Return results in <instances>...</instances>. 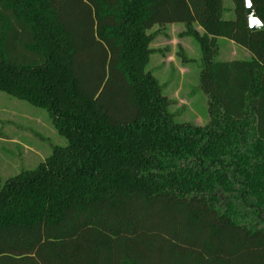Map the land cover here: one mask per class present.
<instances>
[{
  "label": "trees",
  "instance_id": "1",
  "mask_svg": "<svg viewBox=\"0 0 264 264\" xmlns=\"http://www.w3.org/2000/svg\"><path fill=\"white\" fill-rule=\"evenodd\" d=\"M233 2L0 0V91L67 139L0 185V264H264V28ZM173 23L202 49L204 126L146 69ZM219 38L251 57L215 60Z\"/></svg>",
  "mask_w": 264,
  "mask_h": 264
},
{
  "label": "rangeland",
  "instance_id": "2",
  "mask_svg": "<svg viewBox=\"0 0 264 264\" xmlns=\"http://www.w3.org/2000/svg\"><path fill=\"white\" fill-rule=\"evenodd\" d=\"M224 1V17L234 18L233 0ZM183 23L155 25L147 71L168 97L175 122L207 125L209 97L201 87L202 49ZM251 57L250 51L219 38L215 60ZM67 139L54 127L48 111L0 91V185L24 170L36 168Z\"/></svg>",
  "mask_w": 264,
  "mask_h": 264
},
{
  "label": "water",
  "instance_id": "3",
  "mask_svg": "<svg viewBox=\"0 0 264 264\" xmlns=\"http://www.w3.org/2000/svg\"><path fill=\"white\" fill-rule=\"evenodd\" d=\"M246 16L249 28L252 31H258L264 28V23L259 18L255 6L251 0H246Z\"/></svg>",
  "mask_w": 264,
  "mask_h": 264
}]
</instances>
